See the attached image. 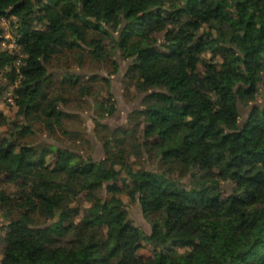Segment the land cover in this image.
Returning a JSON list of instances; mask_svg holds the SVG:
<instances>
[{
	"label": "trees",
	"instance_id": "obj_1",
	"mask_svg": "<svg viewBox=\"0 0 264 264\" xmlns=\"http://www.w3.org/2000/svg\"><path fill=\"white\" fill-rule=\"evenodd\" d=\"M9 16L24 56L11 71L23 122L0 112V126H12V149L0 145V183L17 187L0 188L11 231L0 237L1 264H264V0H0V44ZM200 26L207 31L195 43ZM156 28L165 31L162 47ZM90 31L99 37L89 40ZM65 51L80 66L86 53L118 66L119 52L131 62L124 78L141 108L131 126L112 128L102 119L116 108L99 101L102 160L28 142L36 124L49 135L65 128L69 96L99 97L80 73L65 71L55 83L53 61ZM17 59L0 50V71ZM241 106L250 108L243 125ZM145 155L155 170L129 162ZM81 196L87 207L75 206ZM123 196L140 204L151 234L130 219ZM141 238L163 249L143 258Z\"/></svg>",
	"mask_w": 264,
	"mask_h": 264
},
{
	"label": "rangeland",
	"instance_id": "obj_2",
	"mask_svg": "<svg viewBox=\"0 0 264 264\" xmlns=\"http://www.w3.org/2000/svg\"><path fill=\"white\" fill-rule=\"evenodd\" d=\"M7 21L4 23V42L7 47L11 44L14 45L15 40L17 41V19L13 16L7 17ZM199 25V24H198ZM36 27H42L43 23L35 24ZM45 27L46 24L44 25ZM199 34L195 43H198L201 40V37L207 29L204 27H199ZM153 35L158 38L159 46L162 47V43L165 40V31L155 29ZM8 37V38H5ZM99 37V34L94 31L89 32V40ZM204 38L208 39V36ZM113 42L110 39H107L104 43V46L111 50L113 49ZM0 50H8L13 52L18 59L16 60L15 65L6 66L0 71V91L3 87H7V90L3 92L0 96V112L4 113V116L7 117L9 123L14 122H23L22 116L20 117L17 114L16 100L14 96V89L20 83V78L13 84L11 80V71L13 67H19L23 59L22 48L16 46L15 48H6L4 46L0 47ZM77 52V50H75ZM75 51H65L58 58L59 60H54L53 64V80L55 83H59L61 78L64 76L65 71H71L74 73H80L84 75L83 81L91 83L95 92L99 91V97L91 96L86 99L79 100L77 96H69V102L65 105H62V108L71 113L73 116L65 119V128L63 130L57 131L53 135L47 134L43 130L41 124H36L37 132L35 135L31 136L28 139V142H33L34 144H51L58 146H73L76 149H80L84 155L93 156L96 160H102L105 157V149L103 145V140L96 135V118L102 114L98 110L100 105V100H108L110 105H114L116 108L115 113L109 116H104L102 122L107 124L112 128H118L123 126H131L128 122V117L132 111L135 109L141 108V96L139 97L134 88H130L129 80L124 78V74L130 65L129 60H124L120 53L118 52V66L112 64V59L108 60L109 62L103 63L94 61L89 54H85L84 65L80 66L78 64V52ZM117 51V50H116ZM114 50V54L116 53ZM115 57V56H114ZM205 57L209 59L211 54H205ZM117 68V70H116ZM198 74L202 77L204 75V67L199 65ZM97 76V79L92 77ZM260 93L258 95L257 103L259 105L264 104V86L259 85ZM130 88V89H129ZM113 94L111 96L110 94ZM242 112V121L243 125L244 120L248 117L250 108L241 106ZM12 126L3 125L0 126V145L3 149H12L11 146V136L10 131ZM65 131L73 132L71 134L65 133ZM79 134V135H76ZM102 135L108 136V132H104ZM140 138L138 142L143 141V136L139 135ZM18 150V148L16 149ZM129 162L132 163L135 168H147L149 170H155L158 166L156 159H150L148 155L144 157L132 156L129 159ZM6 180L0 183V188L5 189L8 193H13L17 191L15 182L12 183L11 178H5ZM186 183L188 190L192 189L194 186L191 184L189 179L183 181ZM121 184V182H119ZM224 189L226 191H231V185H225ZM187 190V191H188ZM106 190H104L105 192ZM106 193V192H105ZM225 195V193H223ZM123 199L126 203V207L129 210L130 219L135 222L145 233L151 234L152 227L151 224L146 220L143 215L142 208L139 203H133L127 196H123ZM81 204V205H80ZM80 206L82 208L87 207L89 204L84 201V198L81 196L78 201L75 202V206ZM17 215V213H15ZM37 222L41 226H47L49 222H46V219L36 216ZM8 221L4 216V211L0 209V237H3L5 241H8L10 238V229L7 227ZM5 245V242H1V248ZM138 254L143 258H152L154 257L155 250L157 249L154 244L147 241L145 238H141L137 243ZM179 247V246H177ZM163 249V247L158 248L157 250ZM2 255L0 253V264H1Z\"/></svg>",
	"mask_w": 264,
	"mask_h": 264
},
{
	"label": "built area",
	"instance_id": "obj_3",
	"mask_svg": "<svg viewBox=\"0 0 264 264\" xmlns=\"http://www.w3.org/2000/svg\"><path fill=\"white\" fill-rule=\"evenodd\" d=\"M7 17H3L2 19H1V25H2V27H3V29H5L6 27H4V23H5V21H7ZM16 27H17V25H16ZM5 38H8V37H5ZM3 40H4V37H3ZM1 46H4V47H6V48H12V47H16V46H19V44H18V41H16L15 40V42H14V45L13 44H11L9 47H7V45H6V43L4 42V41H2V43L0 44V47Z\"/></svg>",
	"mask_w": 264,
	"mask_h": 264
}]
</instances>
